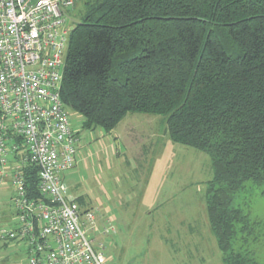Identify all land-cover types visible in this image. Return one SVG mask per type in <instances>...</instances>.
I'll return each mask as SVG.
<instances>
[{"label":"trees","instance_id":"trees-1","mask_svg":"<svg viewBox=\"0 0 264 264\" xmlns=\"http://www.w3.org/2000/svg\"><path fill=\"white\" fill-rule=\"evenodd\" d=\"M61 99L83 130L159 116L173 143L207 154L221 262L248 264L232 245L234 200L264 183V0H91L70 33ZM27 185L35 194L36 169Z\"/></svg>","mask_w":264,"mask_h":264},{"label":"rangeland","instance_id":"rangeland-1","mask_svg":"<svg viewBox=\"0 0 264 264\" xmlns=\"http://www.w3.org/2000/svg\"><path fill=\"white\" fill-rule=\"evenodd\" d=\"M90 1L79 0L70 10V26L82 21ZM138 118L140 124L135 123ZM71 121L80 136V153L67 181L68 193L87 195L105 220L124 218L115 224L121 244L116 235L108 239L106 264H222L206 208L213 178L207 154L173 143L159 116L129 114L109 134L83 130L78 113L71 112ZM124 135L128 144L121 140ZM10 188L0 194V211L8 217L0 220V228L15 223ZM234 206L243 219L236 226L233 249L248 264H264V183L246 182ZM10 242L9 248L0 245V264H28L26 244Z\"/></svg>","mask_w":264,"mask_h":264},{"label":"built area","instance_id":"built-area-1","mask_svg":"<svg viewBox=\"0 0 264 264\" xmlns=\"http://www.w3.org/2000/svg\"><path fill=\"white\" fill-rule=\"evenodd\" d=\"M78 0H0V178L14 190L13 227L28 264H106L117 228L68 195L64 174L76 167L80 136L61 99ZM37 171L35 194L27 172ZM37 195V196H36Z\"/></svg>","mask_w":264,"mask_h":264},{"label":"crops","instance_id":"crops-1","mask_svg":"<svg viewBox=\"0 0 264 264\" xmlns=\"http://www.w3.org/2000/svg\"><path fill=\"white\" fill-rule=\"evenodd\" d=\"M140 120V121H139ZM141 121H143L142 119H140V118H138V119H136V121H135V123L136 122H138V124H140L141 123ZM135 126H137V127H139V125H135ZM118 127V126H117ZM163 137H164V141H165V138H166V134H165V132H163ZM119 138V136H115V139H118ZM122 139V141L125 143V144H128V142H129V138H127V136L126 135H124L123 137H121ZM122 143L120 142L119 143V146L121 145ZM130 144V143H129ZM155 144V142L152 144V145H154ZM151 148V147H150ZM145 149H146V146H145ZM79 153L80 152H78V155H79ZM136 154H137V152H135ZM136 154H134L135 156H136ZM77 155V157H79ZM77 157H76V162H77V165H78V159H77ZM75 170V169H74ZM73 170H71V171H69V172H67V173H65L64 174V181H65V183H66V185H67V181L69 180V179H71V177L73 176V172H72ZM70 173V174H69ZM8 185L9 186H11V188H10V190H11V200H12V198H13V194H14V190H13V187H12V185H11V181H10V178H8V177H5V178H0V194L2 193V191L4 190V189H6V188H8ZM67 187H68V185H67ZM78 187V185H74V188H77ZM69 188V187H68ZM68 191H69V189H68ZM70 192V191H69ZM68 195H69V197L71 198V199H75V200H78V201H82L81 203H82V206H83V208H85V209H93V210H96V211H98L99 212V214H100V216L101 217H103V212L101 211V209H94V207H92V206H90L91 205V203L88 201V197H87V195H72L71 193H68ZM105 216V215H104ZM5 220V219H8V217L6 216V214H5V212H3V211H0V220L2 221V220ZM13 219V218H12ZM109 220L112 222V224H117V223H119V222H122L123 220H124V218H122V221L120 220V219H115L114 217H112V218H109ZM126 220V219H125ZM127 221V220H126ZM12 223V222H11ZM1 226V225H0ZM116 227H117V225H115ZM121 229V228H120ZM117 234H118V227H117V232H116V238H115V240H117V244L119 243V244H121V240H118V236H117ZM120 235L119 236H121V234H122V232L120 231V233H119ZM10 241H3L2 242V240H0V245H1V247H5V248H9L10 247ZM118 244V245H119ZM27 250V252H28V249H26Z\"/></svg>","mask_w":264,"mask_h":264}]
</instances>
